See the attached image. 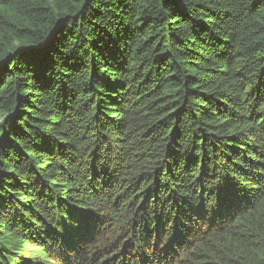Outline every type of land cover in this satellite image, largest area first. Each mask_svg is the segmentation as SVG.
<instances>
[{
	"label": "trees",
	"instance_id": "16d2710c",
	"mask_svg": "<svg viewBox=\"0 0 264 264\" xmlns=\"http://www.w3.org/2000/svg\"><path fill=\"white\" fill-rule=\"evenodd\" d=\"M0 264H264V0H0Z\"/></svg>",
	"mask_w": 264,
	"mask_h": 264
}]
</instances>
